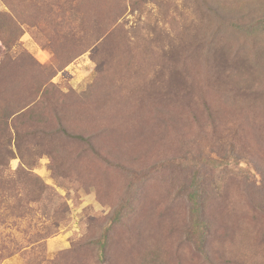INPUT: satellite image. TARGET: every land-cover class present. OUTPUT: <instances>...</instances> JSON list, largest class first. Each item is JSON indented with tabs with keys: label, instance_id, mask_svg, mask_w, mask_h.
I'll list each match as a JSON object with an SVG mask.
<instances>
[{
	"label": "rangeland",
	"instance_id": "rangeland-1",
	"mask_svg": "<svg viewBox=\"0 0 264 264\" xmlns=\"http://www.w3.org/2000/svg\"><path fill=\"white\" fill-rule=\"evenodd\" d=\"M0 177V264H264V0H0Z\"/></svg>",
	"mask_w": 264,
	"mask_h": 264
},
{
	"label": "trees",
	"instance_id": "trees-1",
	"mask_svg": "<svg viewBox=\"0 0 264 264\" xmlns=\"http://www.w3.org/2000/svg\"><path fill=\"white\" fill-rule=\"evenodd\" d=\"M27 109V108H26ZM25 109V107H23V108H20V109H17V110H15V111H13L12 113H11V115L10 116H13L14 115V117H13V119L15 118V119H17V120H19V119H21V118H23L26 114H27V112H28V109L26 110ZM16 114V115H15ZM7 117H9V115L7 116ZM64 132H66V128H64V127H62L61 128ZM44 130V129H43ZM42 130V131H43ZM68 133V132H67ZM0 182H2V178L0 177Z\"/></svg>",
	"mask_w": 264,
	"mask_h": 264
}]
</instances>
